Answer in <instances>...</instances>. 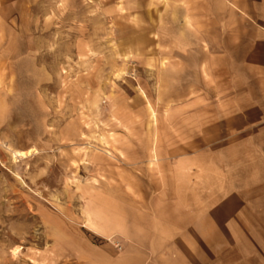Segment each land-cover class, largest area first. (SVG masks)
I'll use <instances>...</instances> for the list:
<instances>
[{
	"label": "rangeland",
	"instance_id": "374dc122",
	"mask_svg": "<svg viewBox=\"0 0 264 264\" xmlns=\"http://www.w3.org/2000/svg\"><path fill=\"white\" fill-rule=\"evenodd\" d=\"M262 56L264 0H0V264H264Z\"/></svg>",
	"mask_w": 264,
	"mask_h": 264
},
{
	"label": "crops",
	"instance_id": "0c3cea01",
	"mask_svg": "<svg viewBox=\"0 0 264 264\" xmlns=\"http://www.w3.org/2000/svg\"><path fill=\"white\" fill-rule=\"evenodd\" d=\"M191 32H193L194 36H197V38H199V49L201 51H204L205 49L203 47H206V43L203 40L202 35L196 32L194 29H191ZM182 45V43L178 42L179 47H182ZM177 49L179 50V48ZM181 51L185 52V48L183 50L181 48ZM210 55L211 54H209V56ZM183 60L184 58L180 55H178L177 57H170L169 59V61L178 62H181ZM247 60L255 61V58L249 57ZM259 61H261V64L259 63ZM257 63L264 66V56H262ZM203 70L206 75L209 74L207 77H211V79L212 77H214V71L209 70L207 66H203ZM242 108L245 109L247 107ZM257 108H261L262 110L264 109V106H258ZM245 125H249L248 117L245 118ZM109 209L114 213L119 214L122 217L123 222L128 220L124 217L126 212L124 213V211L120 210V208H117V205L114 206L106 202L104 203L102 209H100L99 211H104L106 213ZM129 224L131 225V227H129L130 230L135 228V226L139 228V223L134 225L132 220H130ZM186 236L191 237L190 234L187 235L185 233L183 237L180 231L177 237H175L174 235L172 238L169 237L168 239H166L169 245L164 244L160 249H156V247H153L152 250L144 248L139 242L135 241L132 238H128L129 240L125 241L124 248H122V250L118 254H116V257L113 261H104V263L101 264H218L219 251L216 245H210L208 249H206L207 251H204L205 253H207V255L204 257H201V246L197 244L195 245V242L193 246H184V249L182 248V246H174L176 242H179L176 241L177 239L180 240L186 238Z\"/></svg>",
	"mask_w": 264,
	"mask_h": 264
},
{
	"label": "bare ground",
	"instance_id": "6f19581e",
	"mask_svg": "<svg viewBox=\"0 0 264 264\" xmlns=\"http://www.w3.org/2000/svg\"><path fill=\"white\" fill-rule=\"evenodd\" d=\"M34 152V150L33 149H31V150H28L27 152H26V154L27 155H30L31 153H33ZM11 153H12V155L14 156V157H21L22 158V154H20L19 152H16V151H11ZM13 157V158H14ZM15 159V158H14Z\"/></svg>",
	"mask_w": 264,
	"mask_h": 264
}]
</instances>
